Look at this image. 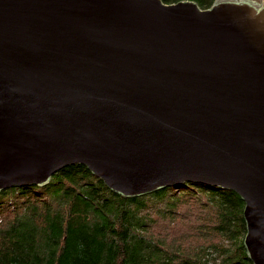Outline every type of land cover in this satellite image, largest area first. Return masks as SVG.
<instances>
[{"label": "water", "instance_id": "95a60500", "mask_svg": "<svg viewBox=\"0 0 264 264\" xmlns=\"http://www.w3.org/2000/svg\"><path fill=\"white\" fill-rule=\"evenodd\" d=\"M74 164L233 189L264 264V0H0V191Z\"/></svg>", "mask_w": 264, "mask_h": 264}, {"label": "trees", "instance_id": "16d2710c", "mask_svg": "<svg viewBox=\"0 0 264 264\" xmlns=\"http://www.w3.org/2000/svg\"><path fill=\"white\" fill-rule=\"evenodd\" d=\"M244 209L233 189L185 181L124 196L69 165L0 191V264H254Z\"/></svg>", "mask_w": 264, "mask_h": 264}]
</instances>
